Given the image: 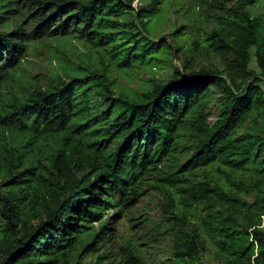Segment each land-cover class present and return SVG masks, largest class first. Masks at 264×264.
<instances>
[{
  "label": "trees",
  "instance_id": "1",
  "mask_svg": "<svg viewBox=\"0 0 264 264\" xmlns=\"http://www.w3.org/2000/svg\"><path fill=\"white\" fill-rule=\"evenodd\" d=\"M16 1L0 0V23ZM22 1L33 25L0 31V88L41 36L78 31L85 43L110 45L120 64L163 61L185 48L181 25L169 33L182 40L176 47L143 29L162 0L135 10L139 27L113 18L131 13L133 0ZM255 1L243 0L212 28L209 45L230 54L222 67L195 69L186 61L185 71L134 96L113 92L103 73L81 67L1 99L0 139L9 136L0 140V264H87L82 254L96 251L111 227L104 213L134 203L142 180L182 141L192 149L182 165L188 170L218 161L229 171L253 167L264 175V138L235 134L246 116L264 112V90L249 67L252 49L264 75V22L246 8ZM214 103L219 113L209 123ZM193 187L204 199L200 221L177 224L171 264H264V196L249 202L217 183ZM209 243L220 255L215 263L204 260Z\"/></svg>",
  "mask_w": 264,
  "mask_h": 264
},
{
  "label": "rangeland",
  "instance_id": "2",
  "mask_svg": "<svg viewBox=\"0 0 264 264\" xmlns=\"http://www.w3.org/2000/svg\"><path fill=\"white\" fill-rule=\"evenodd\" d=\"M150 1L133 0L134 10L131 13L113 15V18L121 22L133 21L139 27L141 25L134 12ZM242 1L162 0L161 3H156L160 7L159 11L153 15L152 21L142 27L148 37H165L171 47H176L182 40L169 36V33L180 25V31H186L185 36L180 37L185 38V48L175 49L171 58L163 61L120 64L118 57L112 55L110 45L98 47L93 43H85L75 30L68 34L33 39L26 45L27 52L20 59V67L12 70L0 88V101L10 94L9 91L17 95L30 93L34 88H45L57 75L80 73L81 67L87 68L91 73H103L104 84L113 92L130 96L163 83L174 74L175 69L183 71L186 61L195 69L222 67L230 54L221 48L213 49L209 45V36L219 20L218 17L238 9ZM13 6L15 10L4 14L7 17L0 23V31L10 30L17 24L28 31L33 25L32 15L28 14L32 10L22 0H17ZM246 8L264 22V0H256L246 5ZM249 67L259 75L256 83L264 90V75L260 73L252 49ZM212 94L214 98L218 96V92L212 91ZM211 110L209 123L217 118L218 105L212 104ZM243 132L264 138V112L246 116L236 128L235 134ZM4 136L8 137L9 133L4 132L1 141H4ZM191 152L189 142L182 141L174 152V157L160 164L166 165L151 171L142 180L137 188L140 194L134 203L127 207L122 203L112 204L103 216L112 217L111 227L103 236V241L98 238L93 245L98 249L89 255V251H85L80 259L87 264H137L130 256V253H134L146 264H171L173 233L177 224L180 225L183 220V224L189 226L191 222L195 224L200 221V208L203 207L204 199L201 192L193 187L195 184L217 183L229 194H239L249 202L257 195L264 196V175L253 167L229 171L228 167L215 161L188 170L187 166L182 165L186 163ZM228 174L231 179L227 178ZM257 181L259 185H255ZM244 184L248 189L244 188ZM206 250L204 260L207 259L208 263H215L220 259L210 243ZM98 255L100 257H96Z\"/></svg>",
  "mask_w": 264,
  "mask_h": 264
}]
</instances>
